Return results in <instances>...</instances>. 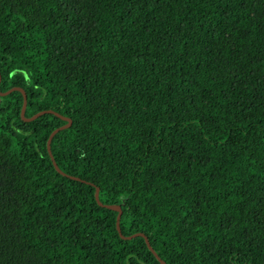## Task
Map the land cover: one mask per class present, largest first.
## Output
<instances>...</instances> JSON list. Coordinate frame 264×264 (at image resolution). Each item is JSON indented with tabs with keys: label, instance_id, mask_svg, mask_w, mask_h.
<instances>
[{
	"label": "trees",
	"instance_id": "trees-1",
	"mask_svg": "<svg viewBox=\"0 0 264 264\" xmlns=\"http://www.w3.org/2000/svg\"><path fill=\"white\" fill-rule=\"evenodd\" d=\"M0 264H264V0H0ZM77 177L73 179L68 176ZM92 185H91V184Z\"/></svg>",
	"mask_w": 264,
	"mask_h": 264
},
{
	"label": "water",
	"instance_id": "water-1",
	"mask_svg": "<svg viewBox=\"0 0 264 264\" xmlns=\"http://www.w3.org/2000/svg\"><path fill=\"white\" fill-rule=\"evenodd\" d=\"M11 90H18L21 92V95H22V102H21V106H20V110H19V115L21 116L22 120L24 121H29V120H32L34 119L35 117H37L38 115L40 114H43V113H52V114H55L56 116L60 117L61 119L63 120H66V123L60 125V126H57L55 128H53L48 136H47V139H46V150H47V153H48V156L50 158V161H51V164L52 166L54 167V169L60 173V174H64L62 171H60V169L57 167V165L55 164L54 160H53V157L51 155V152H50V148H49V143H50V139L51 137L53 136L54 133H56L57 131H59L60 129H63V128H66L69 124H70V119L54 112L53 110L51 109H44V110H40V111H37L35 112L34 114H32L31 116L29 117H24L23 116V111H24V107H25V101H26V98H25V94L23 92V90L19 87H10L8 88L7 90L5 91H2L0 92V95H5L6 93H8L9 91ZM68 176V175H67ZM70 178H73V179H78L77 177H73V176H68ZM91 184V183H90ZM92 185V184H91ZM93 197H94V200L96 201V203L99 205V206H103V207H106L108 209H111V210H115L116 211V216H115V229L119 235L120 238L122 239H130L132 237H135V236H141L145 242V245L147 246V248L149 249V251L154 255V257L158 260L159 264H166L156 253L155 251L151 248V246L149 245V242H148V239L147 237L145 236V234L143 232H135V233H132V234H129V235H123L121 232H120V227H119V217H120V214H121V209L118 205H114V204H106V203H102L101 201H99L98 199V187H94V192H93Z\"/></svg>",
	"mask_w": 264,
	"mask_h": 264
}]
</instances>
